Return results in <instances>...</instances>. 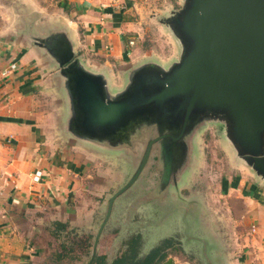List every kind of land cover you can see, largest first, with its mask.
<instances>
[{"label":"crops","instance_id":"0c3cea01","mask_svg":"<svg viewBox=\"0 0 264 264\" xmlns=\"http://www.w3.org/2000/svg\"><path fill=\"white\" fill-rule=\"evenodd\" d=\"M180 1L156 6L169 18L183 7ZM134 9L136 0H0V264L89 263L111 197L138 168V156L129 153L132 140L145 135L121 142L120 132L80 130L69 74L91 77L114 99L140 69L159 61L167 70L181 56L171 32L169 57L128 45L136 33ZM146 166L142 180L115 201L92 264H137L126 245L137 235L142 255L174 239L155 264H264V178L247 174L229 182L223 216L207 215L201 200L203 216H193L198 232L188 238L196 241L190 246L179 234L184 227L173 222L183 216H164L169 197L188 200L171 194L168 184L158 192L160 169ZM144 202L153 205V216L114 215L116 207L120 213Z\"/></svg>","mask_w":264,"mask_h":264},{"label":"water","instance_id":"95a60500","mask_svg":"<svg viewBox=\"0 0 264 264\" xmlns=\"http://www.w3.org/2000/svg\"><path fill=\"white\" fill-rule=\"evenodd\" d=\"M166 26L181 47L178 62L167 70L140 69L114 99L98 91L91 77L69 74L80 130L111 136L136 125L139 136L147 114L167 130L147 141L136 172L111 197L88 264L115 201L137 182L156 143L168 138L179 145L202 116L222 118L238 155L264 178V0H185ZM173 128L177 136L168 134Z\"/></svg>","mask_w":264,"mask_h":264},{"label":"rangeland","instance_id":"374dc122","mask_svg":"<svg viewBox=\"0 0 264 264\" xmlns=\"http://www.w3.org/2000/svg\"><path fill=\"white\" fill-rule=\"evenodd\" d=\"M153 1L136 0L137 9H134V13L130 15L134 19L132 23L135 25L134 32H136L132 37L135 40L134 47L138 53L144 54L146 51H150L154 58L169 57L170 53L174 52V45L170 43L168 38L170 30L166 26L167 13L164 10L162 12L159 11L161 8L159 9L156 6V1L158 0ZM180 2V6H182L185 0ZM160 64L157 61L152 66L164 69ZM142 115L145 118L146 114L143 113ZM142 123H148L146 128L143 127L139 131V134H143L142 137L145 135L146 138L144 136L141 141L139 138L136 141L132 140V146L129 150V153L138 156L137 160L139 162L147 143L146 139L164 133L167 134L166 124L164 122H153L150 114H147V121L145 120ZM137 127L132 125L127 130L119 131L121 133V142L125 141L126 136L134 138L138 132ZM173 129L174 131L169 129L168 134L177 136L175 134L178 128ZM128 160L131 161V165L135 161L131 156H129ZM152 163H155L160 169V179L156 186L161 188V191L158 192H164L165 190L162 187L168 184V190L171 194L174 193L175 197L179 195L180 198L188 200L187 202L185 200H177L178 198L175 199L172 196L169 197L166 200L167 206L164 210V216H183L180 220H174L173 222L177 221L180 224L176 226L181 225L184 227L179 234L183 241H186V244H190V246L196 244V241L188 240V238L196 239V233L198 232L193 216H203L201 200L204 201L207 215L223 216L228 183L238 182L240 179L246 178L247 174L259 177L246 159L238 155L237 149L227 135L225 121L212 114L202 116L192 123L187 131L186 138L182 139L179 145L168 138L156 143L149 165ZM143 174L144 172L139 176V181L144 177ZM128 175L132 178L134 174L130 170ZM125 178L126 176L122 177V181L119 182L121 186L119 185L118 188H122V185L126 184L128 176ZM134 185L135 183L120 197L122 198L131 192L134 189ZM144 203L137 208L135 206L134 209L128 206L121 207L120 213L119 207H116L114 215L153 216L154 214L151 213L153 205ZM144 230L145 227L143 226L140 232L145 233ZM204 243L203 247H205L206 253L210 257L212 247L208 241ZM202 250L204 251L203 248Z\"/></svg>","mask_w":264,"mask_h":264},{"label":"trees","instance_id":"16d2710c","mask_svg":"<svg viewBox=\"0 0 264 264\" xmlns=\"http://www.w3.org/2000/svg\"><path fill=\"white\" fill-rule=\"evenodd\" d=\"M57 228L58 229L56 231L63 230L62 228L59 227V225H57ZM54 237L58 239L57 234H54ZM174 242L175 241L173 238L165 239L161 241L155 248H153L146 255H142V253H137V250L141 248L140 236L137 235L129 239L126 245L129 246L130 248L129 253H133L132 257L134 260L138 262L137 264H155L156 262H158L159 260L165 257L166 249L170 248L172 244H174ZM64 251L65 250H63V252Z\"/></svg>","mask_w":264,"mask_h":264},{"label":"built area","instance_id":"2783aa9c","mask_svg":"<svg viewBox=\"0 0 264 264\" xmlns=\"http://www.w3.org/2000/svg\"><path fill=\"white\" fill-rule=\"evenodd\" d=\"M128 45L129 46H134L135 45V40L134 39H130L129 41H128ZM11 71L12 70H15L16 69V65L15 64H12L11 66H10V68H9ZM39 178H40V175L39 174H37V173H35V175H34V181H39Z\"/></svg>","mask_w":264,"mask_h":264}]
</instances>
